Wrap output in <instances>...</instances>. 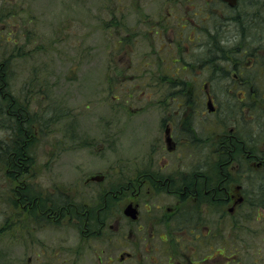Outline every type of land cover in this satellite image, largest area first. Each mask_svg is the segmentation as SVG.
Returning <instances> with one entry per match:
<instances>
[{
  "label": "flooded vegetation",
  "instance_id": "obj_1",
  "mask_svg": "<svg viewBox=\"0 0 264 264\" xmlns=\"http://www.w3.org/2000/svg\"><path fill=\"white\" fill-rule=\"evenodd\" d=\"M155 3L129 0L110 16L113 26L126 9L148 19L138 32L123 28V40L128 52L130 35L143 34V44L149 43L138 55L142 71L134 77L156 84L157 104L165 106L164 112L157 106L163 137L139 145L144 155L119 156L110 172L85 176L78 205L66 197L40 200L37 209L29 205L46 219L75 211L80 244L52 250L53 264H239L227 227L240 235L243 195L256 189L258 201L259 167L264 171V148L258 146L264 134V43L258 37L259 30L264 33V0L233 6L224 0H164L151 13L142 9ZM243 7L256 9L249 14ZM164 8L177 23L166 43ZM10 98L0 96V107H7L0 111V126L4 116L13 122L17 104ZM120 135L112 130L108 141L114 156ZM87 147L93 143L81 144ZM79 169L85 171L82 160ZM234 193L240 195L236 200Z\"/></svg>",
  "mask_w": 264,
  "mask_h": 264
},
{
  "label": "rangeland",
  "instance_id": "obj_2",
  "mask_svg": "<svg viewBox=\"0 0 264 264\" xmlns=\"http://www.w3.org/2000/svg\"><path fill=\"white\" fill-rule=\"evenodd\" d=\"M119 1L0 0V66L9 62L0 67V75L16 104L25 106L30 116L36 115L37 128L29 150L34 163L23 178L11 180L7 176L9 165L1 156L15 122L1 117L0 264H53L52 250L60 246L75 250L80 244L75 211H68L61 220L53 216L46 219L32 206L23 205L16 195L19 186L41 201L51 197L56 203L59 197H66L78 205L85 176L106 174L119 156L140 157L145 147L139 145L163 137L157 106L162 112L165 106L157 104L156 84L134 77L142 71L138 55L149 43L143 44V34L130 35L132 50L128 52L129 41L123 40V28L138 32L147 27L148 19L126 9L116 14L113 26L110 11L129 0ZM153 1L152 8L143 5L144 12L158 9L164 0ZM255 9L241 10L251 14ZM162 10L165 19L161 23L166 26L162 41L166 43L165 38L176 32L177 23L167 8ZM258 37L264 43L261 30ZM160 94L162 100L165 95ZM263 106L264 101L259 109ZM112 130L121 133L114 146L115 156L108 146L109 139L114 138L110 136ZM258 137L259 149L263 150L264 134ZM85 141L92 142L93 147L81 148ZM81 160L84 172L79 169ZM260 179L259 175V184ZM106 185L92 184L86 192L93 194ZM255 192L243 195L246 207L249 199L255 202ZM239 196L234 193V200ZM244 214L239 236L227 227L228 235L235 236L232 246L240 251L239 264H264V209L249 207Z\"/></svg>",
  "mask_w": 264,
  "mask_h": 264
},
{
  "label": "trees",
  "instance_id": "obj_3",
  "mask_svg": "<svg viewBox=\"0 0 264 264\" xmlns=\"http://www.w3.org/2000/svg\"><path fill=\"white\" fill-rule=\"evenodd\" d=\"M13 14V12H11ZM9 62L5 61L4 65H7ZM3 64H1L0 67H2ZM3 65V66H4ZM4 76L0 75V96L6 97V101L10 102V94H8L5 90V86L3 83ZM14 99V98H13ZM15 100V99H14ZM4 107V104H3ZM1 108V107H0ZM15 108V113L13 114V122H15V126H12V131H14L10 134V142L3 144V155L1 158L4 159V163L6 165H9L10 172L7 173V176L12 180H18V178H23L25 174L29 173V170L31 169L32 164L34 163L32 158L29 156V150L30 147L33 145L35 140V134H36V121L34 120V117L36 115L30 116L28 114V110L25 106L16 105L13 106ZM7 107L1 108L3 113L5 114V110ZM11 122V121H10ZM40 130L43 129V126H39ZM7 159V161H6ZM260 184H259V193L257 194L258 201L257 202H251L249 199L248 206H243V210H246L249 207H253L255 210L257 209H264V171L260 172ZM24 187V186H23ZM19 186L20 191H16V195L19 197V200L23 203V205H33L35 204V208L37 209V203H40V198L38 196H33L27 194L25 189ZM42 202V201H41ZM66 202V201H63ZM59 204V203H58ZM56 205V204H55ZM46 206L41 205L40 209L44 211ZM59 212V210H57ZM56 211V212H57ZM66 213V212H65ZM66 215V214H65ZM65 217V216H64Z\"/></svg>",
  "mask_w": 264,
  "mask_h": 264
},
{
  "label": "water",
  "instance_id": "obj_4",
  "mask_svg": "<svg viewBox=\"0 0 264 264\" xmlns=\"http://www.w3.org/2000/svg\"><path fill=\"white\" fill-rule=\"evenodd\" d=\"M225 2L229 3L231 6L235 5L238 0H224ZM92 180L101 181L102 176H95L92 178Z\"/></svg>",
  "mask_w": 264,
  "mask_h": 264
}]
</instances>
